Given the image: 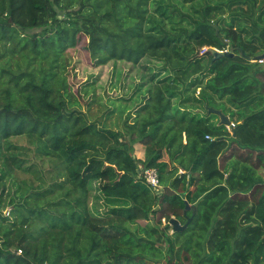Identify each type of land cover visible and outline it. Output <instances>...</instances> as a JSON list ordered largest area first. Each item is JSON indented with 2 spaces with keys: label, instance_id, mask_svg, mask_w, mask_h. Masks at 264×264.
<instances>
[{
  "label": "trees",
  "instance_id": "obj_1",
  "mask_svg": "<svg viewBox=\"0 0 264 264\" xmlns=\"http://www.w3.org/2000/svg\"><path fill=\"white\" fill-rule=\"evenodd\" d=\"M155 1L0 0V180L17 185L8 214L0 194V264H264V106L235 132L209 111L264 96V0H206L198 18L172 4L192 23L176 32L146 27ZM224 7L228 23L246 21L220 26ZM83 38L95 66L155 59L169 73L145 82L134 110L121 106L120 127L90 120L70 83ZM197 87L204 111L176 115L173 94ZM140 165L157 168L160 194Z\"/></svg>",
  "mask_w": 264,
  "mask_h": 264
},
{
  "label": "rangeland",
  "instance_id": "obj_2",
  "mask_svg": "<svg viewBox=\"0 0 264 264\" xmlns=\"http://www.w3.org/2000/svg\"><path fill=\"white\" fill-rule=\"evenodd\" d=\"M229 1L230 0L226 3ZM178 2L179 1L177 0H159L152 2L150 8L151 12L148 16L146 27L154 28V30H157L156 28H162L173 32L178 31L181 26L191 28V21L175 12L172 8V4L181 6V9L184 12L198 18L201 16V10L203 9L202 6H204L206 0H200L199 2L187 5L186 7H182L180 2ZM208 3L215 4L216 0H211L210 2L208 0ZM218 4L219 3L215 4L216 10H218ZM238 7L239 10L242 11L248 7V4L246 2L239 3V5L236 3V8ZM232 8L224 7L223 16L228 20L220 21L222 17H219L220 20L218 21L220 22V26L231 27L234 25L236 27V23L240 24L243 21H246L245 17H238L234 19L233 23H228L231 16H234L235 14L232 13ZM87 41L83 38L77 47L71 48L68 52L69 58L71 59V66L69 68L70 83L75 91L78 89L81 90L82 95L79 97L81 102L80 106L87 112L90 120H100L101 125H108L112 129L120 127L122 126L124 119V116L120 114L121 106H127L130 110H134L138 106V103H140L142 97L147 94V89L151 82L149 81L148 84L145 82H147L151 76L155 77V82H164L165 76L169 73L165 70L162 61L155 59L144 60L137 65H133L132 63H128L126 61H120L117 63L111 61L106 65L95 66L87 47ZM198 88L199 87L195 90H191L192 92L190 91V95H187L184 99L183 96L179 94H173V109L175 110L176 115H180L179 111L183 112L185 110H193L194 112L204 111V109L201 108V102L195 95V91ZM199 92L200 88L197 90V95ZM217 100L218 99L214 96L210 103L207 102V106H212V102L219 104ZM263 103L264 97L261 96L255 97L248 102V108L237 107L230 101L225 100L224 103H222L223 108L218 109L222 110L229 116L232 122L236 123L243 117V115H245V112L248 110H255L258 107L261 108L263 107ZM212 118L215 123L220 120L219 116H213ZM15 141L25 146L29 145L26 139L23 138L19 140L15 139ZM137 144L140 143L135 144L134 154L135 156L138 154L143 155L144 152V156L140 158L137 157L139 159H144L145 145L141 143L140 146H138V149H136ZM31 161L36 166L48 171L47 169L49 164L43 163L35 156L31 157ZM143 181L146 183L144 179ZM16 188L17 185L13 184L12 180L8 179L3 182L0 180V194L5 192V195L3 196V202L6 204V206L3 204L4 212L9 210L8 207L11 205L8 200L15 193ZM172 232L173 231L170 229L169 233L171 234ZM185 253V249L180 246L174 250L172 257L174 260H178V257H182L181 259H184ZM165 263L166 261L163 260L159 263L152 262L150 264Z\"/></svg>",
  "mask_w": 264,
  "mask_h": 264
},
{
  "label": "built area",
  "instance_id": "obj_3",
  "mask_svg": "<svg viewBox=\"0 0 264 264\" xmlns=\"http://www.w3.org/2000/svg\"><path fill=\"white\" fill-rule=\"evenodd\" d=\"M206 50L207 47L203 48L202 53H204ZM258 60L260 62H264V58H260ZM235 126L236 123L232 121L231 124L226 125L227 129L231 132L233 131ZM207 138H210V136L207 135ZM139 173L141 178L146 181V183L152 188V190H155V192L158 194L162 192V185L157 168L140 166ZM6 213L8 214L9 211H7Z\"/></svg>",
  "mask_w": 264,
  "mask_h": 264
},
{
  "label": "water",
  "instance_id": "obj_4",
  "mask_svg": "<svg viewBox=\"0 0 264 264\" xmlns=\"http://www.w3.org/2000/svg\"><path fill=\"white\" fill-rule=\"evenodd\" d=\"M217 33H219V32H217ZM211 50L214 53V56H215L214 59L216 57H220V56H222L224 54V52L222 50H219L217 48H211ZM260 58H264V54H262V55H260L258 57V59H260ZM209 111L217 114L219 116L220 122L222 124H224V125L231 124V120H230L229 116L226 115L222 110H220L218 108H214V107H209ZM235 131H236V129L234 128L233 132H235ZM187 208L188 209L191 208L190 205H187ZM192 208H193V215H194L195 212H196V206H193ZM191 220H192V217L189 218V220H188V222L186 224H181V222L177 218H172L170 220V224L173 226L174 230L181 231V230H185L188 227L189 222Z\"/></svg>",
  "mask_w": 264,
  "mask_h": 264
},
{
  "label": "crops",
  "instance_id": "obj_5",
  "mask_svg": "<svg viewBox=\"0 0 264 264\" xmlns=\"http://www.w3.org/2000/svg\"><path fill=\"white\" fill-rule=\"evenodd\" d=\"M167 75H168V74H167ZM191 92H192V91H191ZM191 92H189V93H187L186 95H184V98H185L187 95H190ZM206 93H207V92H206ZM195 95H196V94H195ZM263 97H264V96H263ZM184 98H183V99H184ZM262 106H264V103L262 104ZM242 107H247V104H245V105L242 106ZM247 108H248V107H247ZM258 108H259V107H258ZM256 109H257V108H256ZM248 111H249V110H248ZM140 144H141V143H140ZM140 144H137V145H136V149H138V146H140ZM142 156H144V152H143V155H139V154L137 155V157H139V158L142 157Z\"/></svg>",
  "mask_w": 264,
  "mask_h": 264
}]
</instances>
